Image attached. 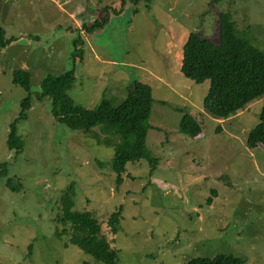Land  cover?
Wrapping results in <instances>:
<instances>
[{
    "label": "rangeland",
    "instance_id": "rangeland-1",
    "mask_svg": "<svg viewBox=\"0 0 264 264\" xmlns=\"http://www.w3.org/2000/svg\"><path fill=\"white\" fill-rule=\"evenodd\" d=\"M134 1L0 0V27L13 39L0 47V165L19 186L0 179V264H106L62 232L64 197L98 218L115 264H184L216 252L264 264V145H247L264 95L214 118L201 107L208 81L180 71L186 36L217 43L222 11L264 51V0ZM100 18V28L85 31ZM17 68L30 72L29 91L12 82ZM71 69L67 93L85 112L102 100L119 104L133 81L151 86L146 146L154 168L147 158L128 161L118 184L110 169L116 137L106 125L70 129L49 96L37 97L46 75ZM26 95L31 107L16 123L15 152L7 131ZM186 113L199 124L194 136L179 129ZM119 210L113 233L106 219Z\"/></svg>",
    "mask_w": 264,
    "mask_h": 264
},
{
    "label": "trees",
    "instance_id": "trees-1",
    "mask_svg": "<svg viewBox=\"0 0 264 264\" xmlns=\"http://www.w3.org/2000/svg\"><path fill=\"white\" fill-rule=\"evenodd\" d=\"M136 3L134 0H129ZM220 0H211L213 4ZM125 0H120V6ZM105 18L93 21L83 26L86 32L100 28ZM236 21L230 11L218 14V42L213 43L202 38L196 32H190L182 48L180 64L181 73L189 80L200 83L208 81L206 91L201 100L202 109L214 118H226L245 109L255 98L264 95V51L254 46L240 35ZM11 37H6L0 27V47L7 45ZM77 49V42H74ZM75 49V50H76ZM74 50V51H75ZM74 53V52H73ZM76 55V53H75ZM12 82L19 84L24 90L30 88V72L25 69L12 71ZM74 81V70H68L57 75L48 74L42 80V91L38 98L49 96L52 99V112L59 123L70 129H90L96 124L102 126L112 138L114 153L110 169L115 173V182L122 181L124 166L128 161L147 158L152 168L156 159L146 146L147 131L150 128L149 116L153 102L151 86L141 81H133L127 95L117 105L102 100L97 107L89 112L83 111L76 105L67 90ZM31 107L30 96L26 95L20 101V110L16 118L9 124L6 144L9 149L18 152L22 146L21 140L15 134L16 123L25 116V111ZM179 129L188 136L200 132L196 119L191 114H184L179 123ZM110 136V137H111ZM110 143V142H109ZM247 145L254 148L264 145V105L261 107L258 122L249 131ZM4 166V165H3ZM10 185V179L5 169L0 165V179ZM214 196V191H211ZM211 199L206 200L209 205ZM63 212L58 222L65 224L62 232H69V239L76 243L93 257L106 264H115L117 253L102 233V225L96 216L89 211L73 210V200L61 198ZM120 210L112 212L106 219L108 230L115 233L119 225ZM245 261L240 255L216 252L208 255L190 257L184 264H241Z\"/></svg>",
    "mask_w": 264,
    "mask_h": 264
}]
</instances>
